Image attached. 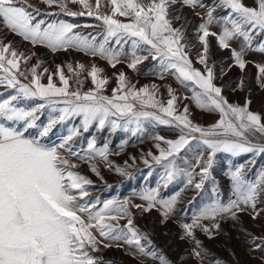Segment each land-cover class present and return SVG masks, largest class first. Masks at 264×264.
Returning a JSON list of instances; mask_svg holds the SVG:
<instances>
[{
    "label": "rangeland",
    "instance_id": "rangeland-1",
    "mask_svg": "<svg viewBox=\"0 0 264 264\" xmlns=\"http://www.w3.org/2000/svg\"><path fill=\"white\" fill-rule=\"evenodd\" d=\"M125 12L167 16L210 56L215 69L232 57L231 46L219 40L221 23L264 57V0H0V105L18 106L21 88L25 92L34 84L41 92L39 85L48 80L70 93L75 68L85 71L87 80L85 62L71 51H51L26 23L43 31L49 23L68 22L78 35L102 37L112 18ZM246 68L245 95L252 99L260 92L264 99V61L260 69L252 62ZM232 75L236 81L242 72L238 68ZM36 100L24 99L31 112L25 121L7 120L0 112V144L25 137L63 142L62 171L80 182L67 185L69 195L85 215L110 197H117L127 214L101 219L95 227L84 220L83 231L79 225L75 242L88 264H264V117L259 135L245 137L242 152L227 154L217 145L211 151L208 142L193 141L176 153L178 164L138 167L131 163L133 149L149 136L106 140L102 132L78 129L75 118L62 122L57 105ZM93 135L95 147L106 142L109 150L89 149ZM109 240L115 248L106 247Z\"/></svg>",
    "mask_w": 264,
    "mask_h": 264
},
{
    "label": "crops",
    "instance_id": "crops-1",
    "mask_svg": "<svg viewBox=\"0 0 264 264\" xmlns=\"http://www.w3.org/2000/svg\"><path fill=\"white\" fill-rule=\"evenodd\" d=\"M221 25L220 43L231 46L232 57L215 69L210 56L162 14L115 15L102 37L78 35L68 22L49 23L43 31L26 23L51 51H71L85 62L87 90L74 97L49 80L39 85L41 92L31 84L19 91L18 106L3 103L0 112L7 120L25 121L31 112L24 99L38 98L40 105H57L62 122L75 118L78 129L102 132L106 140L149 136L133 149L131 163L138 167L178 164L177 154L193 141L208 142L211 151L217 145L227 154L242 152L245 137L259 135L264 117V99L260 92L252 99L245 95L243 75L251 62L260 69L264 57L249 51L228 23ZM238 68L242 76L234 81L230 77ZM96 143L93 135L88 148L98 154L109 150L106 142ZM66 154L63 142L44 144L38 138L0 144V264H88L75 242L82 222L95 227L101 219L127 215L117 197L85 215L69 195L67 185L80 182L62 171ZM106 247L115 248V241Z\"/></svg>",
    "mask_w": 264,
    "mask_h": 264
},
{
    "label": "built area",
    "instance_id": "built-area-1",
    "mask_svg": "<svg viewBox=\"0 0 264 264\" xmlns=\"http://www.w3.org/2000/svg\"><path fill=\"white\" fill-rule=\"evenodd\" d=\"M85 71L75 68L71 75L70 94L74 97L81 96L87 90L85 82Z\"/></svg>",
    "mask_w": 264,
    "mask_h": 264
}]
</instances>
